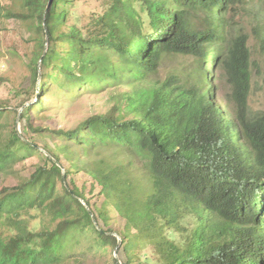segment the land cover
<instances>
[{"label": "trees", "instance_id": "1", "mask_svg": "<svg viewBox=\"0 0 264 264\" xmlns=\"http://www.w3.org/2000/svg\"><path fill=\"white\" fill-rule=\"evenodd\" d=\"M77 1L0 5V17L4 10L35 33L33 84L40 64L39 89L54 78L56 97L74 88L131 89L112 95L110 110L55 133L63 144L53 149L0 123V177L17 179L16 164L40 158L28 177L0 188V264H84L87 255L115 250L113 234L126 260L111 254L110 264H138L146 246L157 260L143 264H264V111L248 106V36L228 24L251 0H103L106 11L84 34L76 24L60 33ZM172 53L196 62L191 81L156 77ZM216 68L230 88L231 113L212 99ZM39 104L19 116L27 130ZM6 113L0 104V119ZM80 171L99 187L98 208L69 180ZM108 206L125 220L123 231L103 228ZM81 240L90 246L77 253Z\"/></svg>", "mask_w": 264, "mask_h": 264}, {"label": "rangeland", "instance_id": "2", "mask_svg": "<svg viewBox=\"0 0 264 264\" xmlns=\"http://www.w3.org/2000/svg\"><path fill=\"white\" fill-rule=\"evenodd\" d=\"M16 1V0H15ZM13 0H0V5L5 9H10ZM15 9V8H14ZM107 5L103 0H78L73 6H67L68 18L66 23L59 28V32L63 33L67 30V26L77 25L80 31L84 34L85 27L89 25L90 20L96 14L105 12ZM10 12V11H9ZM0 17V104L4 105L7 113L22 112L23 108L29 105L39 104L40 108L33 111L31 114L30 128L27 130L24 122L17 124L14 113L9 115L4 114L0 119V123L5 125V129L15 128L20 132L24 131V135L34 141L39 148L44 146L53 149L55 146H62L63 141L55 136L60 130L74 129L77 124L94 114H101L110 110L116 101L113 100L112 95H117L119 92H126L131 89V86H122L115 90H106L100 93H88L81 91L79 88H74L69 92H62V90L53 84L54 78L47 82L45 90L39 89L41 74H45V70H41L40 64H37L39 76L38 80L33 84L34 80V65L30 63L36 44L34 42L35 33L29 31L25 24L19 22L15 18L6 17L4 10L1 12ZM231 18V19H230ZM229 19V26L233 30L235 36L247 35V44L251 51L252 59V89L248 99V106L250 112L264 111V89L262 80L264 77V0H254L247 2L237 10V13L232 15ZM77 21V22H76ZM65 46L61 47L60 50ZM210 59V58H209ZM209 61V60H207ZM57 59L56 63L58 64ZM204 76L208 77L209 62L207 63ZM196 65L190 57L179 54H165L160 62L159 72L156 77L164 80L168 77L176 75V82L191 79L194 76L192 68ZM257 69V70H256ZM51 71V70H50ZM48 71V72H50ZM155 77V78H156ZM207 81V80H206ZM213 83L215 86V94L212 99L219 106H225L231 111L232 106L227 103V95L230 88L226 82L223 72L216 68L215 75L213 76ZM23 105L21 108L19 105ZM40 133H37L40 131ZM23 136V135H22ZM78 149V148H74ZM103 155L106 152L103 151ZM93 156L92 154H90ZM123 160H128L124 157ZM40 163V158L37 155L24 160L23 163H18L14 166V171L19 176L17 179L14 176L0 177V188L3 186L10 187L15 185L21 178L28 177L29 173L34 169V165ZM65 164V162H64ZM66 165V164H65ZM132 167H135L133 165ZM136 173V171H135ZM70 181L83 188L84 195L92 200V204L96 203L98 208L103 201V197L98 195L99 187L93 180L85 175L83 172L74 173L69 176ZM191 221H195L190 217ZM184 221V220H183ZM188 226L195 225L191 222ZM102 227L103 224L99 223ZM125 220L121 218L112 206H108V226L116 232L123 231ZM187 227V226H186ZM135 233L134 229L130 230ZM167 232V231H166ZM168 236L176 242L180 241L181 235L178 232H167ZM119 238V237H118ZM80 247L77 245L76 252L82 253V250L88 248L90 244L81 240ZM140 259L138 264H143V258L152 262L157 260L153 248L146 246L144 249L140 248L138 251ZM114 256V250L98 255L96 253L91 256H85L84 264H110V256ZM118 258L125 261L126 256L123 251H118Z\"/></svg>", "mask_w": 264, "mask_h": 264}, {"label": "water", "instance_id": "3", "mask_svg": "<svg viewBox=\"0 0 264 264\" xmlns=\"http://www.w3.org/2000/svg\"><path fill=\"white\" fill-rule=\"evenodd\" d=\"M20 114H21V111H19V113H18V116H17V119H16V122H17V124L19 123V116H20ZM18 131V130H17ZM18 133L20 134V132L18 131ZM41 150V149H40ZM62 178H63V180H65V173H64V170H62ZM85 205V204H84ZM85 207L87 208V206L85 205ZM114 236H116V234H113ZM119 246H120V239H118V244H117V247L115 248V250H114V257L117 259V260H119V258H118V248H119Z\"/></svg>", "mask_w": 264, "mask_h": 264}, {"label": "clouds", "instance_id": "4", "mask_svg": "<svg viewBox=\"0 0 264 264\" xmlns=\"http://www.w3.org/2000/svg\"><path fill=\"white\" fill-rule=\"evenodd\" d=\"M251 1H254V0H251ZM251 1H249V2H251ZM251 52V51H250ZM252 60V59H251ZM209 68V67H208ZM218 105V104H217ZM222 107V106H221ZM223 107H225V106H223ZM226 110H227V113H231V111H229L227 108H226ZM41 151H43V150H41ZM116 237L118 238V236L116 235ZM118 239H120V238H118Z\"/></svg>", "mask_w": 264, "mask_h": 264}]
</instances>
